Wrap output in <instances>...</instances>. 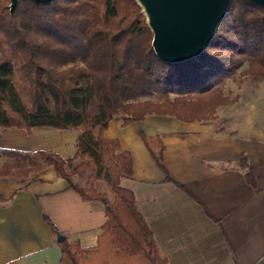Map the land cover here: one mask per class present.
<instances>
[{
  "label": "trees",
  "instance_id": "obj_1",
  "mask_svg": "<svg viewBox=\"0 0 264 264\" xmlns=\"http://www.w3.org/2000/svg\"><path fill=\"white\" fill-rule=\"evenodd\" d=\"M136 0H20L13 13L0 0V129L81 131L77 154L0 152V179H28L53 168L85 202H99L106 223L96 248L60 244L72 264H168L139 211L134 193L121 186L134 173L132 155L105 132L116 117L124 127L148 116L183 123L217 119L239 98L224 93L239 71L264 79V9L231 0L227 16L197 58L162 62ZM140 137L165 170L159 138ZM87 177L88 185L77 179ZM246 178L255 184L252 170ZM102 184L106 191L101 192ZM54 236L63 234L46 217Z\"/></svg>",
  "mask_w": 264,
  "mask_h": 264
},
{
  "label": "crops",
  "instance_id": "obj_2",
  "mask_svg": "<svg viewBox=\"0 0 264 264\" xmlns=\"http://www.w3.org/2000/svg\"><path fill=\"white\" fill-rule=\"evenodd\" d=\"M242 113V120L231 115L222 124L148 116L125 127L121 116L105 132L132 155L134 173L121 186L134 193L168 264H264V106ZM140 133L160 139L166 171ZM80 134L0 129V152L52 151L70 159ZM46 217L67 241L86 249L97 247L106 223L102 204L83 201L53 168L28 179L1 178L0 264H72Z\"/></svg>",
  "mask_w": 264,
  "mask_h": 264
},
{
  "label": "water",
  "instance_id": "obj_3",
  "mask_svg": "<svg viewBox=\"0 0 264 264\" xmlns=\"http://www.w3.org/2000/svg\"><path fill=\"white\" fill-rule=\"evenodd\" d=\"M20 0H9L13 13ZM49 4L54 0H30ZM231 0H136L153 35L152 48L164 63L177 65L199 57L210 44ZM264 9V0H245ZM66 240L57 237L58 243Z\"/></svg>",
  "mask_w": 264,
  "mask_h": 264
},
{
  "label": "rangeland",
  "instance_id": "obj_4",
  "mask_svg": "<svg viewBox=\"0 0 264 264\" xmlns=\"http://www.w3.org/2000/svg\"><path fill=\"white\" fill-rule=\"evenodd\" d=\"M246 69H247L246 66L242 68L239 71L238 75H236L233 80L228 81L226 84L224 90L225 95L230 99L239 98V101L236 104H234L235 107L232 108L223 107L219 109V113H218L219 116L217 115V118L220 119L219 121L221 124L223 122H228L231 115H233V118H235V120H242V115H243L242 111L247 106L250 105L264 106V79L255 80L250 77H246L245 75H241V72ZM230 110H234V111H232L230 114ZM5 160L6 159L4 158L0 159V166ZM77 181L85 186L88 185L89 183L87 177L81 178L80 180L77 179ZM98 189L101 192L106 191L105 186L102 184L98 186Z\"/></svg>",
  "mask_w": 264,
  "mask_h": 264
}]
</instances>
